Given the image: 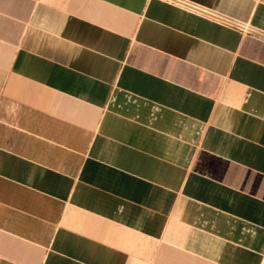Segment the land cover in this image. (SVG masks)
<instances>
[{"label":"crops","instance_id":"1","mask_svg":"<svg viewBox=\"0 0 264 264\" xmlns=\"http://www.w3.org/2000/svg\"><path fill=\"white\" fill-rule=\"evenodd\" d=\"M0 0V264H264V0Z\"/></svg>","mask_w":264,"mask_h":264},{"label":"built area","instance_id":"2","mask_svg":"<svg viewBox=\"0 0 264 264\" xmlns=\"http://www.w3.org/2000/svg\"><path fill=\"white\" fill-rule=\"evenodd\" d=\"M168 1L181 4L184 7L189 8V9H191L193 11L198 12V13L206 14L209 17H212V18H214L216 20H220V21L224 22L225 24H227L229 26H232V27H235V28H239L244 33H247V34L253 33V30L251 28L245 26V24L236 22V21H234V20H232L230 18H226L224 16H220V15L216 14L215 12H212L210 10L202 8V7H200L198 5H195V4L191 3V2H188L186 0H168Z\"/></svg>","mask_w":264,"mask_h":264}]
</instances>
